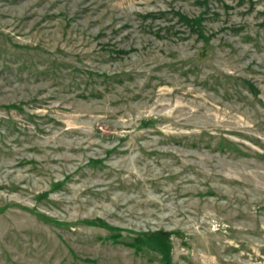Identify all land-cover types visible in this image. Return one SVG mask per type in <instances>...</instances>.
Listing matches in <instances>:
<instances>
[{
	"label": "rangeland",
	"instance_id": "1",
	"mask_svg": "<svg viewBox=\"0 0 264 264\" xmlns=\"http://www.w3.org/2000/svg\"><path fill=\"white\" fill-rule=\"evenodd\" d=\"M0 264H264V0H0Z\"/></svg>",
	"mask_w": 264,
	"mask_h": 264
},
{
	"label": "trees",
	"instance_id": "2",
	"mask_svg": "<svg viewBox=\"0 0 264 264\" xmlns=\"http://www.w3.org/2000/svg\"><path fill=\"white\" fill-rule=\"evenodd\" d=\"M150 239H151V242H153L158 247V249H160V246H161L159 244L160 240H158L156 236L155 237H151ZM160 251L162 252V250H160Z\"/></svg>",
	"mask_w": 264,
	"mask_h": 264
}]
</instances>
